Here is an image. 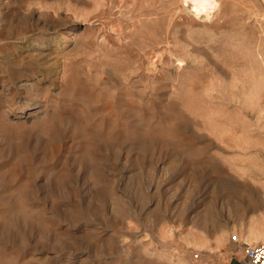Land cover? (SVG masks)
I'll return each instance as SVG.
<instances>
[{"label":"rangeland","instance_id":"obj_1","mask_svg":"<svg viewBox=\"0 0 264 264\" xmlns=\"http://www.w3.org/2000/svg\"><path fill=\"white\" fill-rule=\"evenodd\" d=\"M187 2L0 0V264L264 240V0Z\"/></svg>","mask_w":264,"mask_h":264},{"label":"crops","instance_id":"obj_2","mask_svg":"<svg viewBox=\"0 0 264 264\" xmlns=\"http://www.w3.org/2000/svg\"><path fill=\"white\" fill-rule=\"evenodd\" d=\"M261 241L256 240V241L250 242L248 240H241L240 238L239 244H233V245L227 244L226 247L228 250L226 249L223 253L218 254V257L221 260V264H246L244 246L242 245V242H246L248 244H256Z\"/></svg>","mask_w":264,"mask_h":264},{"label":"built area","instance_id":"obj_3","mask_svg":"<svg viewBox=\"0 0 264 264\" xmlns=\"http://www.w3.org/2000/svg\"><path fill=\"white\" fill-rule=\"evenodd\" d=\"M234 242H240L237 235L232 236ZM244 246L246 264H264V240L256 244L242 242Z\"/></svg>","mask_w":264,"mask_h":264},{"label":"bare ground","instance_id":"obj_4","mask_svg":"<svg viewBox=\"0 0 264 264\" xmlns=\"http://www.w3.org/2000/svg\"><path fill=\"white\" fill-rule=\"evenodd\" d=\"M187 1L193 4V6L195 8V11L197 12V14H201L202 12H205L206 15H208V14H210L211 9L213 7H215V6H217V0H187ZM187 252L189 254H191L190 251H187Z\"/></svg>","mask_w":264,"mask_h":264}]
</instances>
